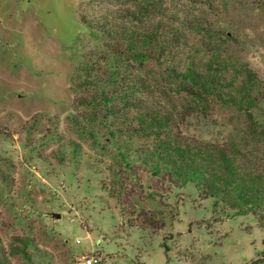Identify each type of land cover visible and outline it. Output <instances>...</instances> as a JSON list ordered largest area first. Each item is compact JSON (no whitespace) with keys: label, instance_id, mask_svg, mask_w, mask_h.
<instances>
[{"label":"rangeland","instance_id":"374dc122","mask_svg":"<svg viewBox=\"0 0 264 264\" xmlns=\"http://www.w3.org/2000/svg\"><path fill=\"white\" fill-rule=\"evenodd\" d=\"M130 1L0 0V246L8 264H82L92 256L100 264L264 261V229L254 215H212L213 201L200 200L193 185L158 181L137 158L126 165L119 151L80 136L73 124L79 117L88 131L106 135L105 127L86 121L91 109L80 105L94 93L82 87L81 67L106 51L81 20L130 27ZM178 3L183 12L203 15L212 32V41L194 35L196 48L221 51L230 75L243 68L256 74L264 117V0ZM164 71L155 69L160 86L148 100L181 113L189 99ZM198 109L189 112L191 135L260 138L263 154L264 138L252 135L245 112L223 104ZM148 143L140 138L126 150L135 157Z\"/></svg>","mask_w":264,"mask_h":264},{"label":"trees","instance_id":"16d2710c","mask_svg":"<svg viewBox=\"0 0 264 264\" xmlns=\"http://www.w3.org/2000/svg\"><path fill=\"white\" fill-rule=\"evenodd\" d=\"M178 1L131 0L129 12L134 23L130 27L82 18L87 32L103 43L106 51L92 60L89 56L81 67L85 73L82 87L94 93L81 97L80 105L91 109L86 121L105 127L106 135L88 131L79 117H74L73 124L80 136H90L96 144L104 142L119 151L126 165L137 158L143 170L158 181L163 177L178 189L193 185L200 200L213 201L212 215L252 214L264 229V149L260 155L256 147L260 140L256 137L264 138V117L256 96L261 84L247 68L235 69L236 74L230 75L231 65L221 51L196 48L194 35L211 41L214 37L203 15L183 12ZM160 67L167 80L189 99L181 113L148 100L160 86L155 74ZM218 104L245 112L257 142L208 140L187 131L190 111ZM140 138L147 139L149 145L136 149L134 157L126 149H132L130 144ZM79 148L73 145V160ZM149 221L155 223L154 218ZM263 262L256 259L251 264ZM8 263L9 254L0 246V264Z\"/></svg>","mask_w":264,"mask_h":264},{"label":"built area","instance_id":"2783aa9c","mask_svg":"<svg viewBox=\"0 0 264 264\" xmlns=\"http://www.w3.org/2000/svg\"><path fill=\"white\" fill-rule=\"evenodd\" d=\"M100 259L95 257V256H92V257H88V258H85L83 260V263L82 264H100Z\"/></svg>","mask_w":264,"mask_h":264},{"label":"water","instance_id":"95a60500","mask_svg":"<svg viewBox=\"0 0 264 264\" xmlns=\"http://www.w3.org/2000/svg\"><path fill=\"white\" fill-rule=\"evenodd\" d=\"M56 218H60V215L57 214V215H56Z\"/></svg>","mask_w":264,"mask_h":264}]
</instances>
